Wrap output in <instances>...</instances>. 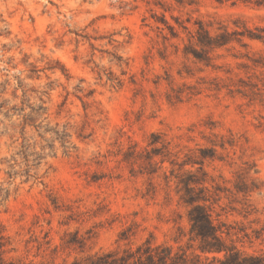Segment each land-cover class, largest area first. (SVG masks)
I'll return each mask as SVG.
<instances>
[{
  "label": "rangeland",
  "instance_id": "374dc122",
  "mask_svg": "<svg viewBox=\"0 0 264 264\" xmlns=\"http://www.w3.org/2000/svg\"><path fill=\"white\" fill-rule=\"evenodd\" d=\"M200 22L264 35V0H0L5 258L185 246L187 172L237 245L264 254V42L201 50ZM40 113L25 170L17 125Z\"/></svg>",
  "mask_w": 264,
  "mask_h": 264
},
{
  "label": "trees",
  "instance_id": "16d2710c",
  "mask_svg": "<svg viewBox=\"0 0 264 264\" xmlns=\"http://www.w3.org/2000/svg\"><path fill=\"white\" fill-rule=\"evenodd\" d=\"M258 3V2H256ZM173 36V28L169 27ZM219 32L212 35L201 22L195 29V34L191 35L197 46L204 50L206 48L223 47L233 41L240 42L243 37L251 40L264 42V35L253 33L245 28L244 31H229L227 27L221 26ZM259 31H264L259 29ZM194 57L199 61H207L206 56L194 53ZM91 92L88 93L90 95ZM25 91H23V96ZM82 103L83 100L80 98ZM23 104V100L21 102ZM3 104H0V109ZM18 111H23L20 107ZM34 110L32 109V112ZM38 113V111H36ZM44 113V112H43ZM42 113L36 117L23 116L18 123L22 143L17 152L24 162L25 170L28 169L27 154L24 144L23 133L26 126H35V122ZM58 136V134H57ZM64 136V135H63ZM59 138L61 136H58ZM62 139V138H60ZM171 164L175 163L169 156L166 158ZM189 162L183 161L180 167ZM9 174V172H7ZM204 175V172L202 173ZM205 178H199L187 172L185 177L177 178L176 186L179 188L180 201L187 206V221L189 224L187 232V242L185 246L174 247L170 244H155L147 239L135 248H125L123 250H108L87 254L81 258H76L72 262L63 261L60 264H264V254H252L243 250L237 245L239 239L235 241L232 237L237 235V231L230 224L220 220L219 214L214 213L211 199L216 192H212L203 186ZM215 190H218L215 189ZM238 191L240 192L241 190ZM217 199L213 198V201ZM5 243L0 236V264H43L24 262L5 258Z\"/></svg>",
  "mask_w": 264,
  "mask_h": 264
}]
</instances>
